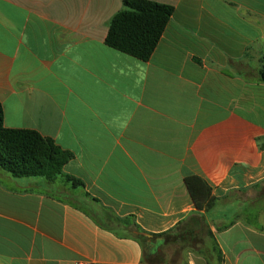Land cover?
I'll list each match as a JSON object with an SVG mask.
<instances>
[{
	"label": "crops",
	"instance_id": "obj_1",
	"mask_svg": "<svg viewBox=\"0 0 264 264\" xmlns=\"http://www.w3.org/2000/svg\"><path fill=\"white\" fill-rule=\"evenodd\" d=\"M151 1L141 61L105 42L123 0H0L4 125L73 156L0 168V264H264V0Z\"/></svg>",
	"mask_w": 264,
	"mask_h": 264
},
{
	"label": "trees",
	"instance_id": "obj_2",
	"mask_svg": "<svg viewBox=\"0 0 264 264\" xmlns=\"http://www.w3.org/2000/svg\"><path fill=\"white\" fill-rule=\"evenodd\" d=\"M174 7L151 0H123L122 9L109 23L106 36L108 47L148 61L154 53ZM264 83V71L260 74ZM72 154L62 150L55 142L36 131L10 129L4 125V110L0 103V168L13 177H42L52 180L63 175V168ZM78 184L79 181L67 177ZM186 183L199 210L209 211L210 187L199 177H189Z\"/></svg>",
	"mask_w": 264,
	"mask_h": 264
},
{
	"label": "built area",
	"instance_id": "obj_3",
	"mask_svg": "<svg viewBox=\"0 0 264 264\" xmlns=\"http://www.w3.org/2000/svg\"><path fill=\"white\" fill-rule=\"evenodd\" d=\"M76 264H94V263L90 260H80L77 261Z\"/></svg>",
	"mask_w": 264,
	"mask_h": 264
}]
</instances>
